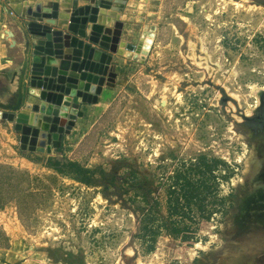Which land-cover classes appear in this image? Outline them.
I'll return each instance as SVG.
<instances>
[{"label": "rangeland", "instance_id": "374dc122", "mask_svg": "<svg viewBox=\"0 0 264 264\" xmlns=\"http://www.w3.org/2000/svg\"><path fill=\"white\" fill-rule=\"evenodd\" d=\"M147 4L141 16L126 10L122 41L134 45L156 27L148 55L114 54L105 73L98 62L97 100L81 105L83 117L52 154L22 150L15 123L0 120V264H245L264 238L231 232L258 140L248 119L264 92V0ZM116 5L123 14L127 2ZM49 158L81 164L93 183L58 174L45 166ZM203 158L221 162L212 176L196 173ZM116 169L122 181L106 190L102 172ZM178 175L210 186L201 194L206 217L194 207L195 221H186L193 245L161 229L149 252L141 220L153 202L131 185L153 190L156 229L170 223ZM240 242L248 255L236 263ZM253 252L264 264V247Z\"/></svg>", "mask_w": 264, "mask_h": 264}, {"label": "water", "instance_id": "95a60500", "mask_svg": "<svg viewBox=\"0 0 264 264\" xmlns=\"http://www.w3.org/2000/svg\"><path fill=\"white\" fill-rule=\"evenodd\" d=\"M53 1L51 7L38 4L24 10L21 5H12L23 19L25 60L19 75L15 74L18 88L13 99L0 103V120L15 123V130L21 133V149L49 155L57 148L56 141L60 144L63 133L70 134L76 120L83 117L80 108L87 102L91 82L103 81L98 78V65L94 63L100 62L105 73L114 54L138 61L147 44L152 46L156 39V27L152 26L134 45L126 44L122 41L126 25L115 20L121 10L107 14L102 11L107 3L97 6V0ZM88 48L92 57L84 64ZM75 78L79 95L67 89ZM263 95L264 92L260 95V106ZM42 122L47 123V128L42 127ZM258 220L264 225V215L258 216ZM258 231L264 232V227L254 228V233ZM236 232L240 237L242 233Z\"/></svg>", "mask_w": 264, "mask_h": 264}, {"label": "trees", "instance_id": "16d2710c", "mask_svg": "<svg viewBox=\"0 0 264 264\" xmlns=\"http://www.w3.org/2000/svg\"><path fill=\"white\" fill-rule=\"evenodd\" d=\"M220 163L221 162L218 160L208 161L203 158V160L200 162V167H197L196 173L204 177L206 175L212 176L214 169L217 168ZM44 164L46 167L53 169L58 174L77 180L82 184L91 185L93 183L92 179L87 176V169L82 167L81 164L77 162L49 158ZM117 169L110 173L102 172L103 176L107 179V183H105L106 190H110L111 186L115 187L118 182L122 181V178L118 176L119 170ZM131 175H134V172L130 173L129 176ZM180 181H184V185L181 186V191H183L182 195L177 194V187ZM131 186L135 190L141 191V195L143 196L144 201L148 203V206L150 205V200L153 202L148 208L147 214L144 213L141 220L142 234L140 235L145 243H149V252L154 250V246L157 241L156 238L159 235L161 229H167L168 231H171L175 238L180 239L182 242L189 245H193L194 230L191 228V226L186 224V221H195V216H193L194 207L199 210L203 217H206L207 198L201 197V194L204 190L210 189V186H205L202 179L194 183L192 180H188L186 176L178 175L175 179L172 189L170 190V198L168 200L170 223L168 224L167 222H164L157 226L156 229L154 228L156 225V218L154 217L153 211L157 203L152 198L153 190L150 188V186L148 187L145 181H135ZM178 218L180 219L178 222L174 220Z\"/></svg>", "mask_w": 264, "mask_h": 264}, {"label": "crops", "instance_id": "0c3cea01", "mask_svg": "<svg viewBox=\"0 0 264 264\" xmlns=\"http://www.w3.org/2000/svg\"><path fill=\"white\" fill-rule=\"evenodd\" d=\"M53 2V0H0V103H10L13 99V96L18 88V75L25 60V40L21 31L23 19L14 12L12 5H21L24 10L28 6L38 4H42V7H51ZM111 2L108 3L109 5L107 4V14L113 11H119V9H117L119 5H116V2L118 4H124V2L119 3L118 0H112ZM147 3L144 4L140 0H129L124 13H117L116 16L118 17L121 15L120 20L122 22L124 21V14L126 10H129V13L136 16L137 12H142L143 14V12H146V9L148 8ZM11 12H14L15 14L11 15ZM115 13L116 12H114V14ZM7 32L12 35L8 36ZM94 48H97V46ZM33 50L34 49H32L31 52H33ZM95 65L98 64L94 63V66ZM15 74L18 75L15 77ZM91 88L92 90L88 93L86 103H93L94 99L97 98L96 94H98V84L91 82ZM3 89L5 91H3ZM80 110L83 111L81 108Z\"/></svg>", "mask_w": 264, "mask_h": 264}, {"label": "flooded vegetation", "instance_id": "af4514ba", "mask_svg": "<svg viewBox=\"0 0 264 264\" xmlns=\"http://www.w3.org/2000/svg\"><path fill=\"white\" fill-rule=\"evenodd\" d=\"M259 113L248 119L254 124L255 135L258 136L256 145L254 146L253 156L250 158L249 167L250 171L246 173V185L248 187V193L241 202V207L238 214L234 217V228L231 231L234 234V238L237 236V231H240L242 237H247L254 233V228L264 227L260 225L258 216L264 215V95L262 96V104L259 108ZM257 110L254 112V114ZM254 167V169H253ZM244 237V238H245ZM264 238L262 240L257 239L252 245V251L250 257L248 255V249L244 246L243 242L239 243V253L236 263H242L241 258L248 255L247 263H258L257 259L259 255L254 254V250L258 251V248L264 247ZM253 252V253H252ZM244 264V263H243Z\"/></svg>", "mask_w": 264, "mask_h": 264}, {"label": "bare ground", "instance_id": "6f19581e", "mask_svg": "<svg viewBox=\"0 0 264 264\" xmlns=\"http://www.w3.org/2000/svg\"><path fill=\"white\" fill-rule=\"evenodd\" d=\"M118 2L119 3H123L124 1L123 0H118ZM226 2V1H225ZM105 3V2H104ZM117 3V2H116ZM115 3V4H116ZM64 4V3H63ZM118 4V3H117ZM109 5V4H108ZM107 4L106 5H104V6H108ZM223 5V4H222ZM110 10V9H109ZM189 11H192V9L191 8H189L188 9ZM102 11H106V13H107V10L105 9V8H102ZM109 13V12H108ZM109 14H114L113 12H111V13H109ZM139 14V16H141L142 15V12H137V15ZM145 33H149V30L148 31H146ZM135 38V37H134ZM106 39H109V34L107 35V38ZM150 47H151V44L150 43H148L147 44V46H146V48L144 49V51H143V53H142V55H141V59L142 60H144L145 58H146V56L148 55V52H149V50H150ZM91 57H92V51L88 48L87 49V52H86V55H85V57H84V64L85 63H88V61H90L91 60ZM83 69V68H82ZM76 83H78V79L77 78H75V79H73L71 82H69L68 84V86H67V89H68V91H70V92H76V90H77V88H76ZM81 84V83H80ZM254 92V91H253ZM259 103V102H258ZM254 112H255V110H254ZM42 127H44V128H47V123L46 122H42ZM57 137H59L58 135H57ZM56 145H57V141H56Z\"/></svg>", "mask_w": 264, "mask_h": 264}, {"label": "built area", "instance_id": "2783aa9c", "mask_svg": "<svg viewBox=\"0 0 264 264\" xmlns=\"http://www.w3.org/2000/svg\"><path fill=\"white\" fill-rule=\"evenodd\" d=\"M15 13L14 12H11V15H14Z\"/></svg>", "mask_w": 264, "mask_h": 264}]
</instances>
